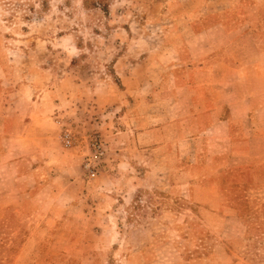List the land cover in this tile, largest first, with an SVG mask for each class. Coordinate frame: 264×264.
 Returning a JSON list of instances; mask_svg holds the SVG:
<instances>
[{"label":"rangeland","instance_id":"obj_1","mask_svg":"<svg viewBox=\"0 0 264 264\" xmlns=\"http://www.w3.org/2000/svg\"><path fill=\"white\" fill-rule=\"evenodd\" d=\"M169 1L0 0V60L8 66L0 76L34 84L68 75L82 83L75 95L71 86L60 88L51 140L38 149L50 162L46 174L31 178L27 155L0 166V264H53L34 258L53 251L56 233L55 264H264V158L222 174L221 193L208 204L201 193L170 197L165 184L155 187L153 148L123 153L121 160L136 166L114 162L118 151L109 147L117 138L108 135L117 128L106 125L111 108L93 101V80L119 85L115 66L127 43L155 54V29L167 23L161 14ZM64 131L73 146L63 145ZM92 134L101 136L106 154L90 178L83 165ZM116 171L126 175L110 176ZM55 204L65 211L58 223L69 218L72 227L38 229ZM168 206L173 210L164 212ZM32 236L38 242L26 245Z\"/></svg>","mask_w":264,"mask_h":264},{"label":"crops","instance_id":"obj_2","mask_svg":"<svg viewBox=\"0 0 264 264\" xmlns=\"http://www.w3.org/2000/svg\"><path fill=\"white\" fill-rule=\"evenodd\" d=\"M161 16L167 23L155 29V54L127 43L115 66L119 85L95 78L99 87L92 99L98 107L111 108L105 117L106 125L117 128L115 136L108 135L111 141L117 138L109 147L118 151L116 167L136 166L131 158L121 160L126 151L153 148L155 187L165 184L170 197L195 199L201 193L208 204L221 193L222 174L264 158V0H171ZM7 67L0 60V74L7 75ZM39 81L18 83L0 76V166L21 163L12 157L27 155L34 180L50 163L38 149L51 140V114L63 105L60 88L71 86L75 95L82 84L68 75ZM54 206L38 229L72 227L69 218L68 224L58 223L65 211ZM59 237L56 233L50 242L52 252L34 261L55 264ZM38 240L32 236L26 245Z\"/></svg>","mask_w":264,"mask_h":264},{"label":"built area","instance_id":"obj_3","mask_svg":"<svg viewBox=\"0 0 264 264\" xmlns=\"http://www.w3.org/2000/svg\"><path fill=\"white\" fill-rule=\"evenodd\" d=\"M62 143L65 147H71L75 144L71 133L69 131H64L61 135ZM88 146L90 148V153L84 161V170L87 176L93 178L97 174L98 160H101L105 154V143L98 134H92L88 137Z\"/></svg>","mask_w":264,"mask_h":264}]
</instances>
